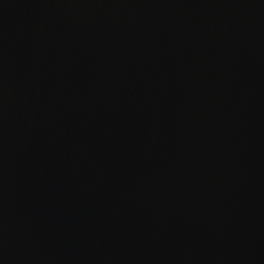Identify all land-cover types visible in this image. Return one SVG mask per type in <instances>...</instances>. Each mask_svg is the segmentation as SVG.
Wrapping results in <instances>:
<instances>
[{"label": "water", "instance_id": "1", "mask_svg": "<svg viewBox=\"0 0 264 264\" xmlns=\"http://www.w3.org/2000/svg\"><path fill=\"white\" fill-rule=\"evenodd\" d=\"M0 264H264V0H0Z\"/></svg>", "mask_w": 264, "mask_h": 264}]
</instances>
